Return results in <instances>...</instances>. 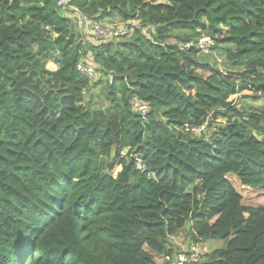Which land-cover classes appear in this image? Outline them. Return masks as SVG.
<instances>
[{"label":"trees","instance_id":"trees-1","mask_svg":"<svg viewBox=\"0 0 264 264\" xmlns=\"http://www.w3.org/2000/svg\"><path fill=\"white\" fill-rule=\"evenodd\" d=\"M56 2L0 0V264H158L188 222L193 241L224 243L200 264H264V202L245 205L229 178L264 198V104L229 100L264 98V0H73L138 23L108 41ZM204 35L225 68L204 59ZM80 59L112 81L80 74ZM126 147L144 171L118 157Z\"/></svg>","mask_w":264,"mask_h":264},{"label":"built area","instance_id":"built-area-1","mask_svg":"<svg viewBox=\"0 0 264 264\" xmlns=\"http://www.w3.org/2000/svg\"><path fill=\"white\" fill-rule=\"evenodd\" d=\"M56 5L60 12L69 17L76 23L82 33L94 41H108L131 34L133 27L138 25L136 21L117 22V23H105L99 20L90 19L73 5V0H57ZM149 26L143 28L144 33L147 36H151L149 32ZM211 39L207 36H202L198 42V46L202 52H208ZM77 71L83 76L92 81H97L100 77L108 78L111 82L113 76L108 74L104 76L96 67V65L86 62L84 59H80L76 64ZM83 94L86 93L84 89ZM131 109L140 113L143 117L147 114L149 107L146 103L142 102L138 96L134 95L130 99ZM185 130L198 134L202 131V126L191 127L187 124L184 125ZM130 148H122L119 150L120 157L127 156ZM131 157L134 158L136 168L140 171H144L145 167L141 161V157L137 154L131 153ZM180 248L175 246V249L171 253H166L161 256L163 264H200L204 259L207 249L201 241H192L190 244L184 246L180 245Z\"/></svg>","mask_w":264,"mask_h":264},{"label":"rangeland","instance_id":"rangeland-1","mask_svg":"<svg viewBox=\"0 0 264 264\" xmlns=\"http://www.w3.org/2000/svg\"><path fill=\"white\" fill-rule=\"evenodd\" d=\"M148 29H149V32L152 33V30L154 28L153 27L151 28V26H149ZM209 44H210L209 50H211V52L209 51L210 54L204 56V59L208 60L213 65H217L221 69L225 68L226 66L224 65V63H225L224 62L225 61L224 56L221 53H219L218 51L212 50L211 43H209ZM46 67L49 71L55 70L54 65L51 62L47 63ZM100 78L104 79V77H100ZM92 93H93V95H99L100 98L103 97V95L101 94V89H99V88H95ZM252 93L253 92H251V91L244 90V91L237 93L235 95H231L229 97V100H231L237 108L247 109V111L250 112L249 108L255 109L257 107H261L264 104V98L263 97L259 96L257 98H254V97H252ZM89 95H90V91H88L86 93V96H85L86 101L88 100ZM218 121L224 122V119L220 117L218 119ZM215 127L216 126L209 127L207 124L203 125L204 129L200 133H198V135L202 134V135H205L206 137H209L214 132ZM256 135H257V137H260L258 134H256ZM131 153H133V152H130V149H129L128 154L130 155ZM118 157H120V155H118ZM128 157H131V156H128ZM108 163H109V161H106L103 165L105 171H106V167H107ZM118 166L119 165L115 166L113 168V170L110 171V174L112 176H116L117 172L120 171L121 166H119V168H117ZM229 178H230L232 184L235 186L236 190L241 193L243 203L245 205H258V204H262L264 202V198L262 196L261 191L254 190V189L243 186L235 176L229 175ZM189 229H190V223L188 222L186 224L185 228H183V230L180 232V234H178L177 237L175 238V246L176 247L180 248L179 247L180 245L186 246L193 241L192 239H190V236L187 234ZM201 242L206 247L207 253H210L214 249L220 248L224 245L223 241L220 239H210V240H204Z\"/></svg>","mask_w":264,"mask_h":264},{"label":"crops","instance_id":"crops-1","mask_svg":"<svg viewBox=\"0 0 264 264\" xmlns=\"http://www.w3.org/2000/svg\"><path fill=\"white\" fill-rule=\"evenodd\" d=\"M156 260H157L158 264H162V258L161 257H157Z\"/></svg>","mask_w":264,"mask_h":264}]
</instances>
